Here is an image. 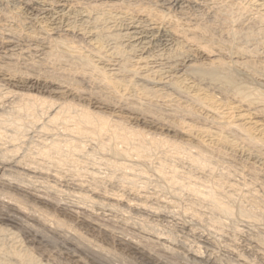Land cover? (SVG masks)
Masks as SVG:
<instances>
[{"label":"bare ground","instance_id":"obj_1","mask_svg":"<svg viewBox=\"0 0 264 264\" xmlns=\"http://www.w3.org/2000/svg\"><path fill=\"white\" fill-rule=\"evenodd\" d=\"M188 1L0 9V264L113 263L57 212L107 232L124 211L173 224L179 214L194 234L203 208L215 228L237 219L243 256L264 264V238L253 236L264 234V0H196L211 19L190 14ZM89 154L107 175L80 164ZM226 162L240 165L238 181L219 173ZM182 192L192 202L179 213ZM211 235L197 237L206 255L180 247L220 264ZM135 236L126 243L143 251L178 246Z\"/></svg>","mask_w":264,"mask_h":264},{"label":"rangeland","instance_id":"obj_2","mask_svg":"<svg viewBox=\"0 0 264 264\" xmlns=\"http://www.w3.org/2000/svg\"><path fill=\"white\" fill-rule=\"evenodd\" d=\"M15 1H17V0H15ZM15 1L14 0H0V9L1 8H5L8 4L9 5L10 4H14ZM167 1H172V0H167ZM195 1L196 0H189L188 2L185 3L186 7L187 6L191 7V8H188L187 7L188 12L190 14L198 15V14H203L204 13L206 19L207 18L208 19L213 18V17H211V16H213L212 13H211V11L208 12V10L206 9V7L204 5H201L199 2H197V1L195 2ZM201 6H203V7H201ZM190 9H192V10H190ZM29 12H32V11H29ZM27 28H28V25H27ZM242 41H244V39H242ZM262 49L263 48H260L261 52L264 51V49L263 50ZM90 156L93 157L94 159L91 158ZM96 156H98V154L97 155L96 154H89V157L90 158L87 156L85 158V162H82L81 161L80 164L82 163L83 166H84V164L86 166L87 165L86 162H87L88 163V167H92V168L97 167L95 169L98 170L97 173H99V175H96V176L102 177L104 175H107V173H106L107 172V169L105 167L104 168H101L102 166L98 165L99 159ZM152 157H150L151 158L150 160H153V161L157 162L156 157H154V156H152ZM86 159H87V161H86ZM90 161H93V162L90 163ZM149 163L151 164V166H153L152 163H154V162H151L150 161ZM69 164L70 163H68L67 165L66 164L63 165L65 167L62 166V170H64L63 173H67V174H63L65 176H67V175L70 174V171H67L68 166L70 168V165ZM154 164H156V163H154ZM223 164L224 165L221 166L222 168L220 167V169H219V173H224L225 174L229 170L228 169V166H230V164L227 163V162L226 163H223ZM89 165H91V166H89ZM238 166L240 167L239 164L238 165H236V164L235 165H232L231 166L232 168H230V170L232 169L231 172L234 171L233 172L234 174L231 173V172H229L230 171L229 170L227 172L228 174L225 175L226 177L224 176L225 179L228 178L229 176L230 177L232 176L233 178L231 177V179H235V180L238 181L240 179V177H239L240 176V173H238L239 171L236 172V169L237 170L240 169ZM186 167L188 168V166H186ZM64 168H67V169H64ZM72 168L76 171V169H80V166H78V167L76 166L74 168L73 165H72ZM233 169H235V170H233ZM236 174H238V175H236ZM141 184H139V185H141ZM149 188L147 187L146 189H149V191H153V190L157 189L156 182H154L152 184L150 183L149 184ZM164 188H163V185L162 184L160 186H158V189H160V190L163 189L162 190L163 192H164V190L167 189V188H165V189ZM166 194H168V193H166ZM261 194H263V193H261ZM60 195L61 194H59V198H63L64 197V194H62L61 196ZM180 196H181L180 197V201H181V204L182 205L180 204V202L178 200V203L175 204L174 205V208H173V209L182 208L180 210L178 209L179 213H181V210L184 211L187 208H190L191 206H190V203H188V202H190V201L192 202L191 197L188 196L186 193L182 192L180 194ZM261 197H259L260 199L258 198L257 200L260 203V205H259L260 209H263L264 210V200H263L264 199V196L261 195ZM240 201L241 200H237V203L240 202ZM242 203H244V201ZM187 204L190 207H186ZM178 205H181L183 207H180ZM201 210H202V212H200V214L201 213L202 214L201 215L199 214V217L200 218L197 217L199 220L196 221V222H193V225H194L193 226V229H195L194 230V234L193 233H188L186 229H183L182 222L185 221V220H183V218L181 216H179V214H177V216H178V219L177 220L178 221H182V222H179L177 224L176 223L173 224V222L162 221V220H153V218L146 216V217H148V219H147L145 216L134 215L131 212H128L129 214H127L126 213L127 211H124L125 212V214H124L125 215V218H127V219H125L123 217L122 218L123 220H122V219H120L121 217H119L120 221L113 222V225H112L113 229L112 230L114 232H107L105 230L98 229L97 227H95L93 225H88L85 222L83 223V221L81 220V218L80 219L79 218H76V220L71 221L72 218L71 219L70 218L68 219L67 216L61 214L60 212L59 213L57 212L56 214L59 217L65 219V220L66 219L67 220H70L71 223H74L73 226L74 227L77 226L76 228L79 231H81L85 235V237H87L88 239H90L93 244H95V243L97 244L98 243L97 244L98 246L106 249L107 250L106 252H108V256L107 257H108L109 262L110 261L113 262V263L110 262L111 264H212L209 261L199 262V261L194 260L191 257L190 254H188L183 248L180 247L181 244L182 245H186L185 247L187 249H189L190 251L195 252V250H196V253L199 252V253H197L198 255H206L208 253V250L205 249L204 247H202L201 245H199L200 244V240L198 239L199 238L198 236L201 235V234H203V233H207V232H210L212 234L211 237H212V240L214 241V246L212 247V250L210 251L211 253H213L212 254V256H213L212 258L216 259L220 264H259L258 259L256 258L255 255H253L251 257H248L246 255L243 256L244 255L243 254V249L245 248V242L243 241V237L240 235V233L237 230V228L239 227V223H238V220L237 219L228 218V220H227V218H223L224 219L223 220L224 224L221 227L216 226V228H215L213 226V223H214V220H213L214 217H213V215L208 211V209H204L203 208ZM126 214L127 215H130L131 216V219H132V215L135 216V217L137 216V218L134 217L132 219L133 221L131 220V222H130V217H128V216L126 217ZM182 215H183V212H182ZM197 218H196V220H197ZM134 219H136V220H134ZM121 220L123 221V223H122ZM139 220H140V222L142 221V223H140ZM133 222H134V224H136L135 226L132 225ZM138 222H139V224H138ZM130 223H132V224H130ZM151 223L154 224V225H152ZM137 224L139 226L142 225V224L143 225L146 224L145 227L144 226L143 227L140 226L141 228H143L145 230L138 229L140 227ZM236 224H238V226H236ZM123 226H125L126 228L123 227ZM136 226H138V227H136ZM117 228L119 230H117ZM122 230H124V231H126V230L128 231L129 230V231L126 232L127 234H125V232H123ZM140 231H142V232H140ZM123 233L125 234V236H124ZM136 233H138V234L136 235ZM129 234H131V235H129ZM138 235H139V237H138ZM140 235L143 236V237H141ZM151 235L154 236V237H152ZM225 235H228L230 238H232V237L234 238V239L232 238L234 240V241L232 240L233 241L232 244H234V245H232V246L226 245L227 243L225 242V239H226L227 236H225ZM128 236H130V238H132V236H135L134 240H137V241H140L141 240V241H143V243L149 241L148 243L151 242V244L153 243L152 240L155 241V237L156 236H157L156 238L161 237V238H164V239H166V237H167L166 240H168V238H169L170 241L169 240L168 241L171 244L178 245V246H174V248H170V247L169 248H166L167 251L166 250L164 251V250L161 249L160 245L157 242H154L155 245H152V248H150V249H153L154 248V250H152V251H155V252H150L149 250L148 251L147 250H144L143 251V249L133 248L129 244H127L125 237L126 238H129ZM253 236H255L256 239L264 238V234L258 235L255 232H254ZM146 237L149 238V240L148 239H147V241L146 240H143V238L146 239ZM122 238H124V239H122ZM138 238H140V239L138 240ZM151 238H152V240H151ZM172 241L174 243H172ZM151 244H148V245L150 246ZM226 246H229V247H226ZM156 247H157V249H156ZM163 249H164V247H163ZM168 249H170V250L172 249V250L170 251ZM202 252H204V253H202ZM156 253L159 254L158 255L159 257H160V255H162L165 258L164 259H161V257L159 258ZM164 253H166V255ZM109 258L112 259L113 261L110 260Z\"/></svg>","mask_w":264,"mask_h":264}]
</instances>
